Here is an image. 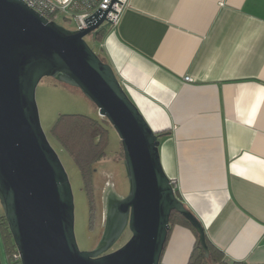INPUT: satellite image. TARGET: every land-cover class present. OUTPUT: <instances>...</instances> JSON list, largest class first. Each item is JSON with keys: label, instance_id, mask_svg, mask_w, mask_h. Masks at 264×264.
I'll return each mask as SVG.
<instances>
[{"label": "crops", "instance_id": "0c3cea01", "mask_svg": "<svg viewBox=\"0 0 264 264\" xmlns=\"http://www.w3.org/2000/svg\"><path fill=\"white\" fill-rule=\"evenodd\" d=\"M97 43L212 245L264 264V0H130ZM195 242L175 224L160 264H188Z\"/></svg>", "mask_w": 264, "mask_h": 264}, {"label": "water", "instance_id": "95a60500", "mask_svg": "<svg viewBox=\"0 0 264 264\" xmlns=\"http://www.w3.org/2000/svg\"><path fill=\"white\" fill-rule=\"evenodd\" d=\"M105 20L96 14L88 28L70 30L23 0H0V204L21 264H160L173 211L208 257L203 223L163 168L159 134L85 39L108 28ZM47 76L78 88L122 141L130 190L105 193L104 233L90 251L77 243L72 185L41 124L36 89ZM127 228L130 239L108 253Z\"/></svg>", "mask_w": 264, "mask_h": 264}, {"label": "rangeland", "instance_id": "374dc122", "mask_svg": "<svg viewBox=\"0 0 264 264\" xmlns=\"http://www.w3.org/2000/svg\"><path fill=\"white\" fill-rule=\"evenodd\" d=\"M56 22L67 29L75 30L76 22L59 16ZM88 44L102 57L99 45L92 36L85 37ZM36 100L42 127L51 145L58 153L68 173L75 201V233L81 250L90 251L100 242L105 229L104 198L109 188L119 196H126L130 190L121 138L116 129L101 116L98 107L78 88L67 85L52 77H44L36 89ZM61 114H84L102 121L109 130L107 156L94 165L89 190L81 171L68 151L53 135L52 128ZM4 212L3 208L1 207ZM132 233L127 228L121 238L110 249L124 245Z\"/></svg>", "mask_w": 264, "mask_h": 264}, {"label": "trees", "instance_id": "16d2710c", "mask_svg": "<svg viewBox=\"0 0 264 264\" xmlns=\"http://www.w3.org/2000/svg\"><path fill=\"white\" fill-rule=\"evenodd\" d=\"M105 32L106 29H99L95 32L93 40L95 42L102 41L105 36ZM105 121L110 123L107 119ZM52 133L61 143L63 149L68 151L73 157L75 163L81 171L85 187L89 190L92 182L94 165L102 161L107 156V147L109 142L108 128L102 121L84 114H61L52 128ZM1 207L2 206L0 204V226L10 264H21V260H15L14 258V255L18 253L17 247L14 243L7 219ZM170 223L171 228L175 224L188 226L196 235V242L188 264H247L241 261H228L224 259V254L214 247L206 237L208 248L210 250V254L207 257L205 250L199 241L198 232L179 212H172Z\"/></svg>", "mask_w": 264, "mask_h": 264}, {"label": "built area", "instance_id": "2783aa9c", "mask_svg": "<svg viewBox=\"0 0 264 264\" xmlns=\"http://www.w3.org/2000/svg\"><path fill=\"white\" fill-rule=\"evenodd\" d=\"M28 6L38 13L56 21L61 15L76 22L75 30H83L89 27V23L95 20V15L100 17L106 13V20L110 27H117L122 14L130 0H23ZM98 31V30H97ZM96 32V31H95ZM89 34L94 37V34ZM186 80H191L189 77ZM174 185V181H172ZM15 260H21L19 252L14 255Z\"/></svg>", "mask_w": 264, "mask_h": 264}, {"label": "flooded vegetation", "instance_id": "af4514ba", "mask_svg": "<svg viewBox=\"0 0 264 264\" xmlns=\"http://www.w3.org/2000/svg\"><path fill=\"white\" fill-rule=\"evenodd\" d=\"M120 247H121V246H120ZM120 247H117V248H115V249L109 250L108 253H109V252H112V251H114V250H116V249H118V248H120Z\"/></svg>", "mask_w": 264, "mask_h": 264}]
</instances>
